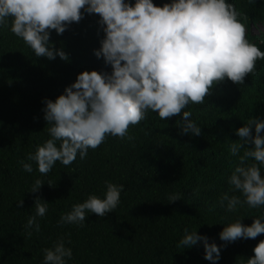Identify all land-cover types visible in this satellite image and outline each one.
<instances>
[{"label":"trees","instance_id":"1","mask_svg":"<svg viewBox=\"0 0 264 264\" xmlns=\"http://www.w3.org/2000/svg\"><path fill=\"white\" fill-rule=\"evenodd\" d=\"M153 2L162 7L171 0ZM228 2L247 17L241 18L246 38L264 51V35L251 31L264 24V0ZM99 19L85 13L62 35L52 30L50 42L65 51L68 61L36 57L11 33V21L8 29H0V264H42L43 250L61 238L73 250L68 264H211L204 259L202 242L190 249L179 246L186 228L221 247L218 264H246L264 234L232 243L221 241L219 234L238 219L251 226L264 217V207L244 205L228 212L219 198L225 192L240 195L228 184L239 163L229 146L242 143L236 133L249 119L264 120V60L256 62L243 85L225 80L213 87L204 104L185 109L201 127L199 136L183 133L182 114L161 120L149 112L145 121L129 128L131 140L108 136L85 159L78 156L70 166L57 162L47 175L38 172L35 162L32 173L23 170L21 161L29 163L27 156L50 138L45 101H55L84 71L112 72L94 54L104 38ZM37 179L44 184L31 193ZM106 182L124 185L115 212L89 214L83 227L58 223L88 196L103 198ZM173 195L180 199L170 202ZM37 198L49 203L48 212L37 218L40 232L32 230L28 236L25 225L36 213Z\"/></svg>","mask_w":264,"mask_h":264},{"label":"clouds","instance_id":"2","mask_svg":"<svg viewBox=\"0 0 264 264\" xmlns=\"http://www.w3.org/2000/svg\"><path fill=\"white\" fill-rule=\"evenodd\" d=\"M85 13L100 17L104 38L94 54L102 57L112 72L84 71L55 101H45L44 119L50 125V138L27 156L29 163L21 161L27 173L33 172L31 162L41 175L51 172L57 162L70 166L78 156L85 159L89 149H97L108 136L131 140L129 128L145 121L149 112L158 113L161 120L182 114L183 133L199 136L201 127L185 109L190 104H204L213 87L225 80L243 85L255 72L256 62L264 60V51L246 38L241 18L247 17L228 0H171L162 7L153 0H135L134 4L131 0H0V29H8L11 21V33L36 57L54 60L59 56L68 61L65 51L50 42L51 32L62 35ZM262 132L264 120L252 117L236 133L242 143L229 146L230 155L238 156L239 163L228 184L231 192L240 195L225 192L219 198L220 206L228 212L244 205L264 207ZM250 144L254 146L248 147ZM241 149H245L243 155ZM249 159L253 162L248 163ZM43 184L37 179L30 192H38ZM122 192L124 185L106 182L103 198L88 196L62 214L58 223L83 227L89 214L104 217L115 212ZM179 199L173 195L170 202ZM17 204L22 207L23 200ZM48 205L35 200L36 213L25 225L28 236L32 230L40 232L37 218L46 216ZM242 220L225 226L220 240L232 243L264 234V217L255 218L251 226ZM199 242L203 243L204 259L218 264L221 247L197 231L186 228L179 246L190 249ZM43 252L42 264H68L73 259V250L63 238ZM253 252L246 264H264V241Z\"/></svg>","mask_w":264,"mask_h":264},{"label":"rangeland","instance_id":"3","mask_svg":"<svg viewBox=\"0 0 264 264\" xmlns=\"http://www.w3.org/2000/svg\"><path fill=\"white\" fill-rule=\"evenodd\" d=\"M246 31H247V29H246ZM251 31L253 34H255L257 36L264 35V24L253 25V28Z\"/></svg>","mask_w":264,"mask_h":264}]
</instances>
